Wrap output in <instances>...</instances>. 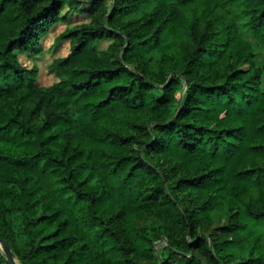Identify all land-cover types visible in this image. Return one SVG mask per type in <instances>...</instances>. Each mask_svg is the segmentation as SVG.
Segmentation results:
<instances>
[{"label":"trees","instance_id":"1","mask_svg":"<svg viewBox=\"0 0 264 264\" xmlns=\"http://www.w3.org/2000/svg\"><path fill=\"white\" fill-rule=\"evenodd\" d=\"M61 22L42 85L20 55ZM263 49L264 0H0V237L22 264H264Z\"/></svg>","mask_w":264,"mask_h":264},{"label":"rangeland","instance_id":"2","mask_svg":"<svg viewBox=\"0 0 264 264\" xmlns=\"http://www.w3.org/2000/svg\"><path fill=\"white\" fill-rule=\"evenodd\" d=\"M246 21L248 20L244 16L237 17L238 23L244 25V22L241 20L243 19ZM74 21L76 23H80L85 21L86 19L81 15H75ZM66 24L61 22L51 28V30L41 39V47L42 51L37 54L36 57H28L27 55L23 54L20 55V59L22 62L27 64L28 66H37L38 68V82L42 85H51L52 83L56 82L58 79L56 78L55 74L49 69V65L52 61L57 57H64L68 55L70 52V41L63 40L61 42L57 41L59 35L65 30ZM254 41V40H253ZM106 43H102L101 46L104 47ZM258 50V49H256ZM264 51V49H263ZM261 54L257 56V59H261ZM263 58V57H262ZM259 62V61H258ZM153 218V217H152ZM164 244H167V239L163 238L157 243V249ZM0 249H2L0 247Z\"/></svg>","mask_w":264,"mask_h":264},{"label":"water","instance_id":"3","mask_svg":"<svg viewBox=\"0 0 264 264\" xmlns=\"http://www.w3.org/2000/svg\"><path fill=\"white\" fill-rule=\"evenodd\" d=\"M0 245H1V248H2L1 250H3L5 252V255H6L8 263L9 264H18V262H17L18 258L15 256V254H14V252L12 250L11 244L6 239L0 237Z\"/></svg>","mask_w":264,"mask_h":264},{"label":"bare ground","instance_id":"4","mask_svg":"<svg viewBox=\"0 0 264 264\" xmlns=\"http://www.w3.org/2000/svg\"><path fill=\"white\" fill-rule=\"evenodd\" d=\"M0 247H1V245H0ZM17 262H18V264H21V262L17 259Z\"/></svg>","mask_w":264,"mask_h":264}]
</instances>
